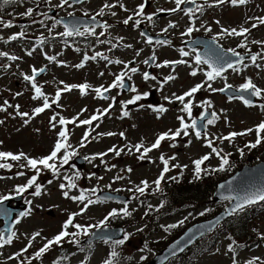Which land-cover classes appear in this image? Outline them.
Wrapping results in <instances>:
<instances>
[{
	"label": "rangeland",
	"instance_id": "obj_1",
	"mask_svg": "<svg viewBox=\"0 0 264 264\" xmlns=\"http://www.w3.org/2000/svg\"><path fill=\"white\" fill-rule=\"evenodd\" d=\"M34 1V0H30ZM61 0H41L37 3L36 9L32 8L33 15L30 17L22 16L21 13L26 12L29 6L21 9L17 13L13 11L9 12L8 9H3L1 13L2 20L10 21L13 23V27L7 29L0 25V52L8 53V55L17 56L19 59L15 61H10L7 57L0 56V106L7 108L6 111H0V120L4 121L0 124V151L11 152L13 154H19L23 152L30 158H41L49 154V149L52 141L57 137L58 123L57 119L55 122V127H52L50 123L51 117L54 115L58 118L59 116L65 118H77L76 123H74V129L69 131L68 143L72 145L73 149L79 151V155L83 158L93 157L99 153L108 152V148L112 144H118L124 146V151L120 156H115L114 153L106 155L103 157V161L97 157L96 159L87 160L85 164L78 165V161L71 162L70 165L65 168L63 174L69 173V179H74L76 188L70 191L67 187L65 191H69V196H79L81 190H91L96 189L93 194V198L96 197V193L99 190H110L120 187L121 189L127 191V194L133 195L134 198L131 203L128 204L129 211L132 212L131 216L123 217L120 216L121 221H126L128 227L127 230L131 232V237L129 242L126 243L122 248H115L117 252V257L114 260V264H143L149 261L154 256V249L156 247L162 248L165 239L162 237H171L176 232L181 231L182 225L189 224L193 221H201L203 218L214 217L217 213L224 210L228 205L229 201L225 200L219 203L212 204L208 201V197L203 196V190L212 186L215 181L219 178L209 179L201 183H194L196 186V191L192 194L195 198L193 206L189 205L187 207L182 206L177 203L178 199L175 196V192L181 188L182 185H176L172 187L170 195L161 194L159 198H150V202L147 203L143 200L144 195L136 194L134 191L137 185H140L142 181H147L149 183V188L145 193L151 189L152 181L160 168V156L163 155L165 158L167 156H175V162H179L183 168V172L186 174L192 171L194 159L199 158L203 153L209 152L210 160L206 164L207 167H212L214 164L218 163V157L214 155L204 144H206L205 138L196 139L193 132H189V136L186 138L179 137L176 141H166L158 150H153L148 153L147 157L141 161L138 159L139 153H136L133 149L132 153L128 152L126 146L135 145L137 143L143 142L147 146H151L152 139L159 133L168 132L170 129L175 131L176 126L180 124L177 117H184L183 111H181V106L169 103L165 97L173 98V94H180L187 88L191 87L193 83L202 79V77L188 78L185 75L188 72L187 67H177L174 71L166 70L164 67L158 68V75L163 77L167 73H171L176 76L175 81H171L168 85L160 82L159 92H157L156 104L162 103V105L167 106L168 110L164 114H161V120H158L153 116V113L147 107L149 104L146 99L140 100L141 103H136L128 105L127 108H123L121 102L131 99V96H135L138 93H148L151 91L155 92L158 88L157 84L150 81L143 82L138 76H133L134 86L137 88L138 92L122 96L118 91L114 92L106 101H97L94 98L93 92H88L84 96H80V92L77 88L72 89L70 92L62 93L59 100V106L54 105L51 109L39 115L33 116V110L36 107H41L43 99H32L33 95L30 91V86L23 79V75H28L32 68L39 69L41 67H46V71L42 73L36 79L37 85L41 86L42 91L49 98L54 97L58 89L63 88V84L77 85L79 83H87L91 87L90 89L101 84L105 86L112 76L118 72V68L114 65H110L109 69L102 70L103 65L97 59L95 61L90 60L88 66L85 69H78L75 67L82 57V54H64L62 50L58 47H53L51 50L46 48V53L50 56L56 57L53 63L45 62L41 54L36 50L32 57H28L24 54V50H29L30 46L35 40L39 39L40 33L39 29L32 26V21L35 17L43 15L45 13L44 5L47 7H58ZM116 1L117 6L110 11V21L109 27L106 29V36L122 38L127 42H134L141 44L142 38L139 37L138 31L134 29V22L130 21L128 25L132 28H126L127 25L123 24V20L127 13H133L134 10L139 5L141 0H107ZM147 7L149 14L155 12L156 7H160L167 3L166 0H149ZM156 1V2H155ZM248 5L241 8H232L228 10H209L208 13H212L213 16L209 17L210 22L213 27L217 25V28L224 26L227 28H240V27H250L251 23H255V20L250 18L258 17L264 12V0H248ZM28 3L27 5H29ZM102 0H91L78 8H75L74 14L78 16L84 15L86 12H91L94 8L99 10ZM123 5L124 8L120 7ZM172 6L170 4L167 7ZM166 7V8H167ZM127 9L125 11L124 9ZM115 12L116 15H111ZM35 13V14H34ZM203 13V12H202ZM105 15V14H104ZM178 15V14H177ZM1 19V18H0ZM96 19H105L102 16H96ZM158 19V18H155ZM219 21V24H215ZM166 23V21H163ZM17 27L19 29H17ZM258 32L254 35L258 40L264 37V29L262 27L258 28ZM20 31L25 32L26 42H22L26 49L21 48L20 45L13 43L4 44L3 40H6L10 35L17 34ZM253 35V36H254ZM104 50V49H102ZM97 49L93 50V55L97 53ZM59 53V54H57ZM117 55L130 59L128 62L129 69L135 67L134 62L140 64V56L130 57L133 51L121 52L116 48L115 52ZM179 57L174 51L163 49L161 50V56L159 58V63L163 60H169ZM60 64H62L60 66ZM115 64V63H114ZM248 70L252 72L250 75L256 81L257 85L264 89V70L259 69L258 71ZM104 71V75H100V71ZM226 77H231L232 81L235 80V74L229 73ZM63 82V84L61 83ZM161 83L163 87L161 88ZM218 85L212 84L213 88L217 89ZM219 88V87H218ZM16 93H21V95H16ZM118 95H121L117 97ZM115 98L113 101L109 99ZM264 101V98H261ZM7 100L13 107H7L4 105V101ZM210 101V109L215 111L218 115V119L213 125L207 127V132L210 134V138L215 141L214 147L222 149V154H226L229 149L230 142L224 141L220 143L217 137L227 136L232 132H244L247 129H254L257 124L264 121V111L259 107H246L236 104L237 102H230L224 100L218 94H215L211 90L205 87L202 90L200 96L196 97L195 106L201 104L203 101ZM108 102H114L115 107L103 117L100 121V125L97 127L98 121H94L91 126L88 127L87 131H90L88 140L85 141V147H80V141L85 134V129L80 121L91 117L94 113H98L97 110L102 112L104 106ZM139 102V101H138ZM140 104H147V106H142ZM264 104V103H263ZM19 105L20 112H28L31 119L24 118L21 119L19 116L15 115V106ZM157 105V106H158ZM141 107V108H140ZM83 111L81 114V111ZM195 109V107H194ZM127 111V116H122V112ZM200 110L195 109V116L199 114ZM25 120H28L25 123ZM187 123L191 121L186 120ZM79 125V126H77ZM191 130V129H189ZM115 133L114 137L106 138L107 135H99L100 133ZM124 133V137L118 136L120 133ZM241 140H248L255 142L256 136L254 131L244 135L237 136L231 142ZM191 141V143H189ZM175 143L177 146L172 147L171 145ZM81 149V151L79 150ZM107 149V150H106ZM261 152L258 154L248 155L246 159L247 165H253L258 163V159L264 161V145L259 148ZM71 150V149H70ZM106 150V151H105ZM63 156V150L60 153V157ZM77 158V157H76ZM11 161V160H10ZM172 163V162H171ZM170 163V164H171ZM15 168L11 171L0 170V196L8 195L14 191L16 186L24 185L27 180L35 175V172L27 167H21L22 164H26V161H11V165ZM115 165V167H112ZM187 167H183V166ZM58 168L59 157L57 161ZM65 166V165H64ZM111 168V171L107 170ZM131 168L132 171L128 172L127 169ZM123 170V171H122ZM228 171V170H227ZM24 172V175H18V173ZM79 172V178H75V173ZM229 172V171H228ZM181 173L180 170H171L167 176H174ZM230 173V172H229ZM225 174V172H219V175ZM119 175L123 179L115 180L114 178ZM91 177V178H89ZM97 177H103V179H98ZM51 181V183H49ZM69 180L65 177L60 176L55 178L52 172L46 169H42L36 183L41 185L42 191L40 196H34L35 186L25 192L23 195V202L28 204L31 201L32 211L31 214L23 219L20 225L17 226L18 232L16 238H14L11 245H6L1 251L0 264H27V260L31 258L29 252L34 250L40 244H42L47 239H51L55 234L59 233L62 229L63 223L67 220L68 216L72 213L79 212L83 207L79 201H73L67 199L63 196V191L60 188L61 184L67 185ZM110 185V187H108ZM167 188L170 186H166ZM129 189H133L129 192ZM200 189V190H199ZM199 190V191H197ZM88 198L91 199L92 193L90 191L86 192ZM179 196H184L181 194ZM210 197V196H209ZM143 198V199H142ZM163 202L164 207L156 211L158 203ZM174 202V205H172ZM149 205L152 206L151 210ZM263 204L256 205L252 210H247L248 218L240 221V226L238 225L237 230H231V236L235 239L234 243H230L228 233L222 230L220 226L208 234L203 239L194 246L195 256L197 260L189 259L186 261H179V263L174 262L175 259L171 260L170 264H233V256H235L236 264H247L249 260L253 258H259L256 264H260L264 261V208ZM123 205L101 203L94 206H89L87 211L83 215L75 217L73 223H79L83 226H89L90 222L100 223L104 214L112 209L120 210ZM167 208L171 211L170 214H165L163 211ZM48 211H52L48 215ZM205 213L201 215L200 213ZM145 213H148L145 215ZM177 213V214H176ZM67 217V218H66ZM200 219V220H198ZM183 221L182 224L180 222ZM176 224L175 231H165V226ZM143 229L138 231V229ZM69 230V229H68ZM39 231L41 233L40 237H37L35 241H32V247L29 248L27 254L17 259H9L11 253L19 250L22 246L24 248L29 241L31 235ZM71 230H69L70 232ZM151 237V241L154 243L143 245L142 241ZM220 240L219 242H217ZM157 244V245H156ZM234 248V252H229V246ZM21 248V249H22ZM113 248L104 246L100 244L96 249L93 250L92 257H81L80 254H75L73 256L66 255L62 257L59 253H47L45 257L32 260V264H49V262L57 258V264H103L105 260L109 257ZM190 254V253H189ZM187 256H190V255ZM146 257V259H141ZM142 261V262H140Z\"/></svg>",
	"mask_w": 264,
	"mask_h": 264
},
{
	"label": "snow or ice",
	"instance_id": "obj_2",
	"mask_svg": "<svg viewBox=\"0 0 264 264\" xmlns=\"http://www.w3.org/2000/svg\"><path fill=\"white\" fill-rule=\"evenodd\" d=\"M17 2V0H0V8H2L5 5L8 4H12ZM248 2V0H213V3H208V0H205V4H207L208 7H217L220 5H224L226 3H230L232 6H240V5H245ZM50 3V0H49ZM73 3H83V0H73ZM69 5V7H71L72 5L69 4V0H61V3L58 5V7H64V5ZM174 4L175 7L171 8V9H159V12H170V13H175V12H179L181 11V6L182 5H195V8H185L184 14L186 16H189L190 18V26L186 29L185 32L182 33V35H186V36H190L193 31H199V28L195 27V20L192 19V17L195 15V13L197 11L199 12H203V6L197 3V0H174ZM116 5L114 4H104V6L100 9L99 12L96 13V16H103L104 15V9H110L115 7ZM120 7L124 8V6L121 4ZM125 11H127V9H124ZM144 10H145V4L141 3L140 5L137 6L134 15H129L126 19L123 20V24L124 25H128L130 21L134 22L135 26H139L141 23V19H135V17H141L146 19L149 22L153 21V15H147L145 17L144 15ZM33 9L32 8H28L26 10V12L21 13L22 16H26V17H30L33 15ZM45 16V19H51V17H49L46 13L43 14ZM69 15H72L71 13H69ZM85 15H87V13H85ZM111 15L115 16L116 13L112 12ZM96 16H93L91 19L94 22L90 27H84L83 32L80 31V27L77 26L76 24H72V25H68L65 24V31L63 33H61L60 35L65 36V37H69V36H73V35H77V36H81L84 35L85 33L94 35L95 34V28L97 26L103 28V29H107L109 27L108 24L104 23V24H100L97 25L95 23L96 21ZM252 20L257 21L256 23H252L251 24V28H245V27H240V28H223L221 27L220 32L212 37V41L211 44L215 45L214 48L210 47L209 51L212 53L211 55H208L207 53L202 55L199 52H196L195 48L192 49L193 52H195V56H194V64L195 66H197L196 68L193 69V71L190 72L191 76H196L197 75V69L199 66L201 65H207L208 70L205 71L203 74L206 77L205 81L199 84H196L195 86L191 87L188 91L184 92L182 95H176L173 94L174 100L175 101H179L180 104L182 105V109L181 111H183L184 113L187 114L188 118L191 119V123H187L185 122L184 117H177V119L180 121V127L178 129H176L175 131L173 130H169L167 133H163L160 134L156 140L154 141V143L151 144V146H145L143 144V142L141 143H137L135 145H130V146H126L128 148V152L132 153L133 149L135 150L136 153H139L138 159L143 161L148 153H150L151 151H153L154 149H158L161 146L162 141L165 140H170V141H176L178 137H181V135L183 134V136L187 137L189 136V129L193 130L195 133V137L197 139H201L202 138V132L200 130H198V122L195 119H192V111H193V102L192 99L195 96L196 93H198L201 89H204L205 87H207V89L211 90L212 92H226L229 89L232 88L231 85H227L225 88H213L212 87V83L213 81H215L218 77H222L223 74L231 69L234 72L239 71L240 69L237 67L238 64H242L244 62L245 57L241 56L235 49H222L220 48L219 44L217 43L218 40L222 39L224 36H235V37H245V39L247 38V35L250 33L251 29L257 28L260 25H264V16L261 17H252L250 18ZM34 23L39 22L40 24H44V21H33ZM63 23L62 20H56L52 27L55 28V26L57 24H61ZM217 24H219V21H216ZM0 25H2L4 28H11L13 27V23L11 21H4L2 19H0ZM176 25L174 23H169L167 25L166 28H164L162 31L163 32H167L169 28H175ZM201 27H203V25H201ZM206 31L211 32V28H206ZM104 33L102 32L101 35H103ZM145 33L141 32V36H144ZM25 37V32L24 31H20L17 34H13L12 36L9 37L10 40H17L19 38H24ZM146 42L148 44H152L153 40L152 38H147ZM253 43L256 44H260L262 47H264V41H252ZM41 43H43V40H41ZM157 44L160 45H164L167 44L168 42L166 40H157L156 41ZM194 43H201L199 41L194 42ZM126 47H131V45H126ZM240 48H245L247 49V44L244 41H241V43L239 44ZM34 51V49H33ZM250 51V49H249ZM27 55L31 56L32 55V51H28ZM137 55H139V52H137ZM180 55L182 57H187L189 56V52L185 51L183 49L180 50ZM0 56H4L7 57L8 60L10 61H15L17 59H19L17 56L14 55H8V53L5 52H0ZM46 59H48L49 61H55L56 57L54 56H47V54H45ZM260 56H264V53H257V54H252L250 56V59L252 61L253 64H256L258 57ZM97 57H100L101 59H107L106 56H103V54L101 53H96L95 55H92L91 57L85 55L84 56V62L88 61L89 59L95 61L97 59ZM231 57H236L237 60L236 62H233V60L231 59ZM149 60L151 61H155L156 60V56L155 54H153ZM149 60H145L144 63L148 64ZM84 62H81L80 64L76 65L75 67L77 68H82L84 67ZM111 63H116V64H120L122 63V61L120 60H116V61H110ZM188 62L186 60H176V61H164L163 63H157L155 64V67L157 68H162V67H167L169 66V64H171L173 66V71L175 70V65L178 64H187ZM190 67L192 65H189ZM258 66V65H257ZM125 69H128V72L131 74H135L138 69L136 67H132V68H128V65L125 64ZM45 71V69L41 68L39 70L33 68L32 69V73L31 75H23V79L26 82H29L31 84L32 89L34 90V95L32 97V99L37 100V99H43V104L41 107H36L33 110V116L34 115H39L41 113H43L46 109H49L52 104L49 103V98L45 95V93L42 91L41 86H38L36 83V77L41 73ZM100 75H104V73H100ZM125 76L126 73L125 72H121L119 75H117L115 77L114 82L109 85L107 88L106 87H97L92 89V91L95 92L96 97L99 99H107L108 97L105 96V93L109 92L111 89H115V88H125ZM128 79H131V75H128L127 77ZM143 78L145 81L149 80V79H156L153 76H150L149 73L145 72L143 74ZM176 79V77L174 75H168L164 78L163 83H167L168 81H172ZM63 84V82H61ZM163 83H161V88L163 87ZM90 85L87 83L84 84H80V85H68V84H63V88L62 89H58L55 93L54 98L52 99V103L57 104V106H59V100L61 98L62 92H70L72 91V89L74 88H78L80 94L86 95L88 93V90L90 89ZM131 92L137 93L138 90L135 86H132L130 88ZM237 93H247L252 97H256V98H264V89H261L260 87H258L256 84L253 83V81L251 79H247L245 83H243L239 88L234 90ZM16 95H21V93H16ZM148 96V93H143V94H137L135 96H133L131 99L127 100L126 102L122 101V107L123 108H127L128 105H132V104H136L138 101L142 100V99H146ZM236 98L240 99L243 101V103L245 104V106H249L252 107L254 106L252 101L250 99H246L243 95H238ZM113 101L115 100V98H112ZM166 100L169 101V103L173 102V99H170L168 97H165ZM187 101V102H186ZM4 105L7 107H13L12 105H10L8 103L7 100L4 101ZM198 107L204 108L205 112L203 114H201L199 120L201 122L205 121L208 113H207V109L210 108L211 102L210 101H203L201 104L197 105ZM259 108L264 111V104H260L258 105ZM112 107V105H109V108L104 109L102 112H100V110L98 111V114L96 115H92L90 118L88 119H84L82 121H80V124L83 125H89L91 126L93 124V121H98L101 120L102 117L104 115H107L108 112L110 111V108ZM16 112L15 115L19 116L21 119L24 118H29L31 119L32 117L30 116V114L28 112H20L19 110V105L15 106ZM7 108L4 106H0V111H6ZM83 111H86V109L81 111V114ZM154 111H156L157 113H164L167 111L166 108H164L163 106H160L158 108H155ZM128 112L127 111H123L122 112V116H127ZM57 119V117L54 115L53 117H51L50 123L52 124V127H55V122ZM77 118H74L72 120L69 119H65L64 117H60L59 118V124L62 126L68 125V124H74L76 123ZM218 119V115L216 112H212L210 118L206 119V123H204L202 125V127L205 129L204 132V138L206 139V146L208 148L211 149V152L213 154L216 155V157L219 158V162H220V166L218 168H213V169H202V165L205 163V161H208L210 159V155H204L203 157L196 159L193 163H194V174L195 177L198 179L201 176L202 171L205 172H218V171H224L225 170V166L229 165V156L231 155V153H226V154H222V149H218L217 147H214V143L215 141L212 139L208 138L206 129L209 125H213L215 123V121ZM28 120H25V123H27ZM4 121L0 120V124H3ZM79 126V125H77ZM99 125H97L98 127ZM255 132L256 133V140L254 143H250L245 145V147L248 148H256L258 145H260L262 142H264V136H262L261 134L264 133V121H261L259 124L256 125V127L254 129L250 128L247 129L244 132H232L227 136H223V137H217L216 139H218L220 141V143H223L224 141H233L235 139V137L237 136H244L247 135L251 132ZM90 131H86L83 138L80 141V147H85V141L88 140V137L90 135ZM99 135H108V136H112L115 135V133H100ZM121 137H124V133H120L119 134ZM68 132L66 129L59 131L58 133V139L54 144L53 149L51 150L50 154H48L47 156L41 157V158H30L28 157L26 154H24L23 152L19 153V154H13L11 152H2L0 151V161H6V160H11V161H20V160H24L26 161V164H22L21 167H27L31 170H33L35 172V175L31 176L28 180L27 183L24 185H19L16 186L14 191L16 194H22L27 192L29 189L33 188V186H35V191L33 193L34 196H40L41 195V185L37 184L36 181L39 177V175L41 174L42 169H46L52 172L53 176L56 177L59 175V168L57 166V160H58V154L61 153V151L63 150V156L59 157V165L60 167H63L64 165H67L69 163V160L72 157H75L78 152L76 149L72 148V145H70L68 143ZM189 143H191V141H189ZM172 147H176L177 145L175 143H173L171 145ZM71 149V150H70ZM124 151L123 148L121 149H117L115 146H113L112 148L108 149V152L114 153L115 156H120L121 153ZM238 151H240L241 155H243V149H238ZM108 152L105 153H99L96 154V156L93 157H85L86 160H89V162H91V160L96 159L97 157H99L101 159V162L103 161V157L106 156L108 154ZM175 160L176 157L172 156L168 159H166L163 155L160 156V160L163 164V170L160 173V176L153 182L155 185V189L154 191L159 192L162 191L161 189V182L164 180L165 178V174L167 172L170 171L169 168V160ZM112 167H115V165H113ZM174 167L177 168H181V175L183 174V168L177 164ZM183 167H187L186 165ZM0 168H11L10 164H5V163H0ZM109 171H111V168L107 169ZM123 171V170H122ZM128 172H131L132 169L128 168L127 169ZM18 175H24V172H20L18 173ZM80 173L77 172L75 173V178H79ZM91 178V177H89ZM98 179H103V177H97ZM0 179H3V177H0ZM66 180H69L68 184H61L60 188L63 191V196L67 199H71L73 201H79L81 204H83V207L80 209L79 212L76 213H72L68 216L67 220L63 223L62 225V229L61 231L55 235L53 238L51 239H47L46 243L43 244V246L34 253V255L29 258L27 260V264H32V260L34 259H40L41 257H43L45 255V253H47L52 247L53 245H60L62 241H64L66 238L72 237V239H69L68 242L69 243H76L79 244V240L77 239L80 235H88L90 232V228L91 227H100L103 225H106L108 220L110 218H115V217H128L132 215V212L129 211L128 209V205L127 203L124 204V206L120 209H112L109 213L108 216L105 217V219L103 221L100 222V225H96V226H83L79 223H73V221L75 220L76 216L79 215H83L84 212L87 211L88 207L92 204L98 203L100 202L98 199L93 200L88 198V196L86 195L87 191H90L91 193H95L96 189L93 188L91 190H81V193L79 196H69V191L73 188H76V184L74 182V179H69L67 176L65 177ZM119 179H123L122 176L117 175L114 178V182L115 180H119ZM171 179L173 180H177V177H172ZM49 183H51V181H49ZM67 187V189L69 191H65L64 189ZM110 187V185L108 186ZM223 187V186H222ZM149 188V183L147 181H142L141 185H137L134 189V191L136 193H139L140 195H144L146 190ZM119 191V190H117ZM129 191H133V189H129ZM136 198V197H133ZM9 199H11L10 196L8 195H3L0 196V207L3 206L5 201H8ZM225 199H229V197H225ZM231 199L235 200L234 205L228 210V214L229 215H233V214H237L241 211H243L246 207L256 204L258 202H264V186L258 188L255 191H251L249 193H247L245 196L243 197H232ZM29 205H31V201L27 202ZM149 209L151 210L152 206L149 205L148 206ZM164 207V203L161 202L159 208L156 209V211H159L160 208ZM31 207H29V209L24 212L21 213L20 216L21 217H26L28 215L31 214ZM3 214L4 215H10V213L7 210H3ZM148 213H145V215H147ZM201 215H204L205 213H200ZM16 224L20 223V220L17 219L15 221ZM183 221L180 222V224H182ZM178 225L176 224H171L168 225L167 227H165V231H168L169 229L175 228ZM74 228L76 229V231L74 232H69V228ZM143 229H138V231H142ZM8 232V234L6 235L4 232H0V248L5 247L6 245H11L13 243L14 238H16V232L12 231L11 229L6 230ZM131 234L125 233L123 236V239H116V240H111V243L113 245V250L110 253L109 257L105 260L104 264H114V260L117 257V252L115 250L116 246L118 245H123L130 237ZM41 233L39 231L33 233L31 235V237L29 238V242L28 244L20 251L17 252L15 254V256L9 257V259H17L21 256H23V254L25 252L28 251L29 248L32 247V241H35L37 237H40ZM110 240V238H104L105 243H108ZM183 248H179V251H183ZM229 252H234V248L230 245L228 248ZM172 255L176 254V246H173V249L171 251ZM141 259H146V257H142ZM257 260H259V258H253L252 260H249L247 262V264H256ZM23 264V262H22ZM233 264H236V259L235 256H233ZM260 264H264V261H261Z\"/></svg>",
	"mask_w": 264,
	"mask_h": 264
},
{
	"label": "water",
	"instance_id": "obj_3",
	"mask_svg": "<svg viewBox=\"0 0 264 264\" xmlns=\"http://www.w3.org/2000/svg\"><path fill=\"white\" fill-rule=\"evenodd\" d=\"M200 131H202V129H200ZM252 179H256L252 183L253 185H248V181ZM262 186H264V163L256 167H244L243 169L238 171L235 175H233L232 177L228 178L227 180H225L224 182L218 185L217 190L213 194L212 202H218L220 200L225 199V197H229V198L243 197L247 193L251 191H255ZM98 197L102 199L114 198L112 195H109L106 193L98 194ZM234 203H235V200L232 199V202L226 208V210L219 213L216 217L208 221L201 222L199 224L191 226L178 239H176L170 245L165 247L159 254H157L155 258L148 264H165L168 259L181 254L186 248H188L192 244L193 241L209 233L219 223L227 219L230 216L228 214V210L234 205ZM21 213L22 211L18 212L17 215L20 216ZM104 238H110V240L119 239L121 238L120 230L119 229L118 230L106 229V230L98 231V232L95 231L93 233V239H88L86 242H90L92 240L94 242L97 240H102ZM173 246H176L175 255L171 254ZM179 248H183L184 250L181 252L179 251Z\"/></svg>",
	"mask_w": 264,
	"mask_h": 264
},
{
	"label": "flooded vegetation",
	"instance_id": "obj_4",
	"mask_svg": "<svg viewBox=\"0 0 264 264\" xmlns=\"http://www.w3.org/2000/svg\"><path fill=\"white\" fill-rule=\"evenodd\" d=\"M167 1V3L166 4H164V6L163 5H160V7H156L155 8V12L154 13H152V14H150V15H153V21L152 22H149V21H145V26L146 27H148V28H153V27H157L156 28V30H155V32H156V34H159L160 33V31H161V34H160V36H164V37H166L167 38V44L171 47V45H173V42H174V40L176 39V34L178 33V31H174V28H169L168 29V31L167 32H163L162 30L164 29V28H166L167 27V25L169 24V23H174L176 26H177V24L176 23H179L180 24V22L183 20V18H184V16H185V14H184V11L181 9V11H179V12H175V13H170V12H167V11H164V12H159L158 10L159 9H171V8H174L175 7V4H174V0H166ZM149 0H145V7L146 8H148L149 10H150V8L149 7H147L148 6V4H149ZM156 2V1H155ZM197 3L199 4V2L197 1ZM170 4H172V6H170V7H167V6H169ZM227 6H230L231 8H230V10L232 9V8H235V7H240V6H232L230 3H226V4H224V5H221V8H225V7H227ZM167 7V8H166ZM180 13H182L181 15H179ZM178 14V15H177ZM155 18H158V19H155ZM195 18V15L192 17V19H194ZM163 21H166V23H164ZM201 25H203V27H201ZM190 26V18H189V16H187L186 17V21H184V25L180 28V30H179V33H183V32H185L186 31V29L188 28ZM195 27L196 28H199L200 30L199 31H193V33L190 35V36H186V35H184L183 36V40L180 42V45L181 46H183V42L184 41H189V42H191V41H193L195 38H197V37H208V38H212L213 36H215V35H217L219 32H220V28H218L217 29V32H215V33H211V32H208V31H206V28H209V24L207 23V22H204L201 18H197L196 20H195ZM259 27H262L263 29H264V25H260ZM223 28H225L224 26H223ZM247 28H251V26L250 27H247ZM259 30L257 29V28H254V29H251V31H250V33H252V34H255V33H257ZM235 37V36H234ZM235 38H238V37H235ZM256 41H264V37L263 38H261L260 40H257V37L255 36V38H254ZM219 44H223V45H225L226 44V38H225V36L222 38V39H220V40H218L217 41ZM229 43H231L230 41H228V44ZM234 47H235V45H236V42L234 41V43L232 44ZM253 45L254 46H258V44H256V43H253ZM155 47V49L156 50H160L161 48H162V45H160V44H157V45H155L154 46ZM174 51L175 52H178V49L177 48H175L174 49ZM189 52V56H188V58H187V64H185L186 65V67L188 68L189 67V65H191L192 64V66H191V69H193L194 68V66H195V64H194V56H195V52H193V51H188ZM153 54H155L153 51H149V54H148V57L150 56L151 57V55H153ZM146 59L145 58H142V63H141V65H140V67H138L137 69H138V71L136 72V73H138V76H140L141 77V79L142 80H144V78H143V74L145 73V72H147V66H146V64L144 63V61H145ZM157 63V57H156V60L154 61V66H153V70H152V72H151V74H150V76H153V77H155L156 79H154V80H156V81H158L159 80V78L156 76V74H155V70H154V67H155V64ZM176 67H177V65H176ZM197 66H195V68H196ZM238 68L240 67V66H237ZM200 71H207V69L203 66V65H201V66H199L198 67V69H197V74L200 72ZM230 72H232V71H228V72H226V73H224L223 74V76L222 77H218L215 81H213L214 83H217V81H221V83H222V86L220 87V88H223L224 86H225V76L228 74V73H230ZM195 77H197V75L196 76H191L190 75V72H189V75H188V78H195ZM145 81V80H144ZM195 83H193V85H194ZM192 85V86H193ZM191 86V87H192ZM150 93H152V94H150ZM200 93V91L197 93V94H199ZM214 93H218V91L217 92H214ZM149 94H150V96H149ZM155 101H158V99H157V95H156V93L154 92V91H151V92H148V96H147V98H146V102L149 104V106H154V105H156V102ZM159 102V101H158ZM198 108H196V110H197ZM205 110V109H204ZM91 230H93V227H92V229Z\"/></svg>",
	"mask_w": 264,
	"mask_h": 264
},
{
	"label": "trees",
	"instance_id": "obj_5",
	"mask_svg": "<svg viewBox=\"0 0 264 264\" xmlns=\"http://www.w3.org/2000/svg\"><path fill=\"white\" fill-rule=\"evenodd\" d=\"M14 4H17V3L16 2L12 3V6L15 8V6H17V5H14ZM8 5H11V4H8ZM211 189L212 188H210V191H211ZM248 215L249 214L243 213V212L233 215L230 219H228L227 221H225L223 223L222 226H224V227H222V230H225V232L228 233L229 238H230L231 237V230H237L238 229L237 227L240 224V221H242L243 219H247Z\"/></svg>",
	"mask_w": 264,
	"mask_h": 264
}]
</instances>
